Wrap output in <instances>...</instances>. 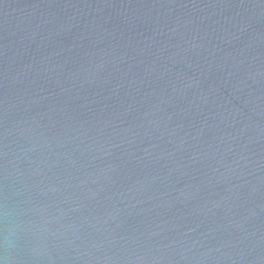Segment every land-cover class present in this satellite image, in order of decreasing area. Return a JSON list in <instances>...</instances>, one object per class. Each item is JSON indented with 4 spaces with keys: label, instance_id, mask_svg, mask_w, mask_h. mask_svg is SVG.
I'll use <instances>...</instances> for the list:
<instances>
[{
    "label": "water",
    "instance_id": "95a60500",
    "mask_svg": "<svg viewBox=\"0 0 264 264\" xmlns=\"http://www.w3.org/2000/svg\"><path fill=\"white\" fill-rule=\"evenodd\" d=\"M3 264H264V0H0Z\"/></svg>",
    "mask_w": 264,
    "mask_h": 264
},
{
    "label": "clouds",
    "instance_id": "9594fccd",
    "mask_svg": "<svg viewBox=\"0 0 264 264\" xmlns=\"http://www.w3.org/2000/svg\"><path fill=\"white\" fill-rule=\"evenodd\" d=\"M0 264H3V262H2V261H0Z\"/></svg>",
    "mask_w": 264,
    "mask_h": 264
}]
</instances>
